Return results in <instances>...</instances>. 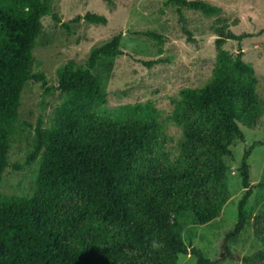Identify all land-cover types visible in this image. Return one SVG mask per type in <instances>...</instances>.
Here are the masks:
<instances>
[{
  "label": "trees",
  "instance_id": "1",
  "mask_svg": "<svg viewBox=\"0 0 264 264\" xmlns=\"http://www.w3.org/2000/svg\"><path fill=\"white\" fill-rule=\"evenodd\" d=\"M52 3L0 0V185L19 126L22 93L31 79L47 85L43 74L32 73L43 19L51 16L68 28L53 14ZM168 3L179 14L183 8L205 16L220 12L203 0ZM83 19L107 24L98 15ZM143 35L160 42L154 32ZM217 36L210 81L203 88L182 89L174 102L170 120L183 135L173 160L161 154L162 130L152 105L102 110L108 94L93 71L100 60L123 55L121 34L94 49L86 67L69 61L58 70L57 90L68 99L52 128L37 122L35 149L27 160L31 164L41 158L34 193L0 194V264H178L180 256L189 254L195 264H264V212L252 216L248 210L253 194L248 159L263 142L244 152L239 167L244 194L218 256L209 259L183 237L180 219L187 214L199 225L221 216L230 200L225 158L232 156L236 141H245L240 123L252 127L258 117L255 69L241 50L233 55L224 49L227 40L244 36L223 30ZM249 220L262 249L241 257L234 245Z\"/></svg>",
  "mask_w": 264,
  "mask_h": 264
},
{
  "label": "rangeland",
  "instance_id": "2",
  "mask_svg": "<svg viewBox=\"0 0 264 264\" xmlns=\"http://www.w3.org/2000/svg\"><path fill=\"white\" fill-rule=\"evenodd\" d=\"M218 6L220 12L205 16L200 12L181 9L168 0H53L52 12L64 28L51 16L43 19L42 33L32 52V73L43 74L47 85L31 79L21 98L18 129L13 135L9 166L0 185L3 196L30 197L36 187L39 157L27 164L35 149V128L39 119L46 129L52 128L60 117V108L67 101L66 94L57 90L58 70L69 61L86 67L92 51L114 36L122 35V56L102 59L93 73L102 81L109 102L102 110L111 112L121 106L152 105L158 113L162 130L163 157L175 159L182 140V131L171 120L174 102L182 89L203 88L211 79L216 61L215 41L218 31L244 36L241 41L227 40L224 49L243 59L255 69L258 97V117L252 127L240 123L245 141H236L232 156L225 158L230 169L228 187L230 200L222 214L209 224L199 225L192 214L180 219L183 237L188 245L201 250L213 260L220 251V243L237 222V207L244 194L239 167L245 150L256 142L248 159L253 194L248 210L252 216L264 212V0H203ZM93 14L104 17L107 24H92L83 17ZM78 22H71L76 18ZM224 20L222 23L218 20ZM70 22V23H69ZM154 32L160 42L144 32ZM156 62L147 65L148 62ZM19 166V167H18ZM262 249L254 235L253 220L234 245L241 257L251 256ZM191 254L180 256L178 264H195ZM225 264H244L226 262Z\"/></svg>",
  "mask_w": 264,
  "mask_h": 264
}]
</instances>
